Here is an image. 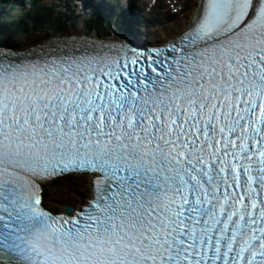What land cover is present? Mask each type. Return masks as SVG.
Wrapping results in <instances>:
<instances>
[{
  "label": "snow or ice",
  "instance_id": "6c2138e0",
  "mask_svg": "<svg viewBox=\"0 0 264 264\" xmlns=\"http://www.w3.org/2000/svg\"><path fill=\"white\" fill-rule=\"evenodd\" d=\"M67 170L93 196L54 216ZM0 264H264V0H196L163 49L0 54Z\"/></svg>",
  "mask_w": 264,
  "mask_h": 264
},
{
  "label": "rangeland",
  "instance_id": "374dc122",
  "mask_svg": "<svg viewBox=\"0 0 264 264\" xmlns=\"http://www.w3.org/2000/svg\"><path fill=\"white\" fill-rule=\"evenodd\" d=\"M193 2L194 0H180L181 5L176 4L173 9H178L180 8V6H182L184 9L181 11L180 8V12L177 13H174V11L170 9V7L156 6L159 13L167 19L166 24L161 26L162 28H159L158 30L161 33H164L174 29V25L177 26L182 24V15L184 12H186V15L189 14L190 6L193 4ZM186 4L187 6L185 7ZM165 9L167 11H171L167 12ZM171 15L172 18H170ZM175 18L177 20L176 24L173 23ZM24 36H28L30 37V39H33L36 37H41L43 35L40 32L35 34H31L30 32H28L25 33ZM84 181H86V175H69L49 182L43 186V201L45 202V204L55 209H60V205L63 207V204L66 202H69L70 205H76L77 203L83 201L87 196H89V182L86 183L87 188L85 192L80 193L81 195L74 194V191H77V187H81L83 184L85 185Z\"/></svg>",
  "mask_w": 264,
  "mask_h": 264
},
{
  "label": "trees",
  "instance_id": "16d2710c",
  "mask_svg": "<svg viewBox=\"0 0 264 264\" xmlns=\"http://www.w3.org/2000/svg\"><path fill=\"white\" fill-rule=\"evenodd\" d=\"M18 1H20V0H18ZM46 11H47V9H46ZM35 13H38L36 7H34L31 11V14H35ZM5 15H6V17H5L6 18V21H5L6 25L9 23V25L11 26V27H7V31H9L10 33H15V31H19V30L29 29L28 27H26L24 22L20 21V18L17 16L16 13H13L10 10H8V13H5ZM37 15H41V13H39ZM59 17L61 18V16H59ZM93 17H94V15L92 16V18ZM23 19L25 20V22L27 21V17H23ZM34 21L36 23L38 22L36 19ZM42 23H44V22H42ZM98 23H99V25H105L106 21L104 19H98ZM61 24H64V22H61ZM89 25H94L93 19L89 21ZM19 26H25V27H19ZM56 28H59V27H56ZM49 29H52V27H49Z\"/></svg>",
  "mask_w": 264,
  "mask_h": 264
},
{
  "label": "bare ground",
  "instance_id": "6f19581e",
  "mask_svg": "<svg viewBox=\"0 0 264 264\" xmlns=\"http://www.w3.org/2000/svg\"><path fill=\"white\" fill-rule=\"evenodd\" d=\"M175 2H176V0H167V5H174L175 4ZM192 8H193V6H192ZM192 10V9H191ZM143 15H145L146 16V14H143ZM183 17H185V14H183ZM187 19V16H186V18H185V20ZM28 43V42H27ZM89 177H87L86 178V181H84L85 182V185L83 184L81 187H77L76 189H77V191L75 192L74 191V194H76V195H81L80 193H82V192H85L86 191V188H87V186H86V183H88L89 182ZM89 185H90V182H89ZM61 203V202H60ZM60 210H62V206L60 205Z\"/></svg>",
  "mask_w": 264,
  "mask_h": 264
},
{
  "label": "water",
  "instance_id": "95a60500",
  "mask_svg": "<svg viewBox=\"0 0 264 264\" xmlns=\"http://www.w3.org/2000/svg\"><path fill=\"white\" fill-rule=\"evenodd\" d=\"M65 209H68V210H70V207H69V206H65Z\"/></svg>",
  "mask_w": 264,
  "mask_h": 264
}]
</instances>
